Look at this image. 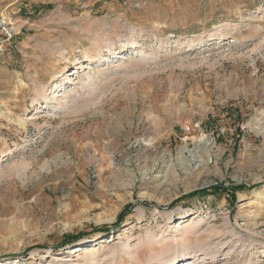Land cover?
Returning <instances> with one entry per match:
<instances>
[{"label":"rangeland","instance_id":"1","mask_svg":"<svg viewBox=\"0 0 264 264\" xmlns=\"http://www.w3.org/2000/svg\"><path fill=\"white\" fill-rule=\"evenodd\" d=\"M0 19V264H264V0ZM218 185L248 190L184 199Z\"/></svg>","mask_w":264,"mask_h":264},{"label":"trees","instance_id":"2","mask_svg":"<svg viewBox=\"0 0 264 264\" xmlns=\"http://www.w3.org/2000/svg\"><path fill=\"white\" fill-rule=\"evenodd\" d=\"M244 190H248L246 186L242 185V186H237V187H224L223 185H218V186H212L206 189H202V190H198L195 191L193 193H191L190 195H188L186 198L184 199H205L206 197L215 194V193H227L228 196L230 197V199H232L233 201L236 200L235 194L237 192H242ZM133 206H129L127 207L128 209L132 208ZM122 218L125 216L123 214L120 215ZM121 220V219H119Z\"/></svg>","mask_w":264,"mask_h":264},{"label":"bare ground","instance_id":"3","mask_svg":"<svg viewBox=\"0 0 264 264\" xmlns=\"http://www.w3.org/2000/svg\"><path fill=\"white\" fill-rule=\"evenodd\" d=\"M257 125V124H256ZM253 130L257 133V134H264V126L263 125H257L256 127H254L253 128ZM102 150V149H101ZM101 152V151H100ZM98 153L97 154V156H99V160H100V165H101V167H102V169H103V171H102V173H101V178L102 179H104V176L106 175V173L108 172V171H110V166H111V164H110V166H108V167H105V168H103V165H104V163H105V161H107V157L103 154H101V153ZM115 157V155H111V158H112V160H113V158ZM110 158V159H111ZM108 165V164H107ZM181 165H183V163L181 164ZM119 179H120V176H119V174H114V175H112V176H110L109 178H107V180L106 181H108V180H112L114 183H118V181H119ZM105 181V182H106ZM173 264H180V261L179 262H174ZM187 264H192V263H187Z\"/></svg>","mask_w":264,"mask_h":264},{"label":"built area","instance_id":"4","mask_svg":"<svg viewBox=\"0 0 264 264\" xmlns=\"http://www.w3.org/2000/svg\"><path fill=\"white\" fill-rule=\"evenodd\" d=\"M13 28L4 20L0 19V36L2 41L8 42L14 37Z\"/></svg>","mask_w":264,"mask_h":264}]
</instances>
